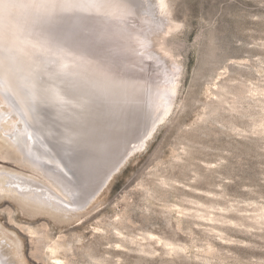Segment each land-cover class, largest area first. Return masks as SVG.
<instances>
[{
  "label": "rangeland",
  "instance_id": "rangeland-1",
  "mask_svg": "<svg viewBox=\"0 0 264 264\" xmlns=\"http://www.w3.org/2000/svg\"><path fill=\"white\" fill-rule=\"evenodd\" d=\"M60 2L0 0V143L74 194L29 213L37 173L0 157V264H264V0ZM162 114L89 198L82 125L118 151Z\"/></svg>",
  "mask_w": 264,
  "mask_h": 264
},
{
  "label": "bare ground",
  "instance_id": "bare-ground-1",
  "mask_svg": "<svg viewBox=\"0 0 264 264\" xmlns=\"http://www.w3.org/2000/svg\"><path fill=\"white\" fill-rule=\"evenodd\" d=\"M112 100L114 101V103H112L113 102ZM109 101L110 102L112 101V102H111V104H109L107 106L108 109L106 111L105 123L107 122L108 117L109 118H110V116L115 117V115H116V113H118L119 109L121 107H123L122 106V102L124 100L121 99V94H119L118 97H116V96H115V98L114 97H110ZM162 116H163V114L160 115V117L157 116L155 118V120H153V121L151 120L150 121L151 126L149 124L150 127H149V130H148V132H149L148 136L151 135L152 131L154 130L155 126L157 125V122H158L159 118L163 119ZM3 121H4V116H0V131H2V129H3V127H2V122ZM89 121L93 122L92 120H89ZM99 121H95L93 123L95 125L102 124L101 119H99ZM103 123H104V121H103ZM95 129H98V131L97 132H93V133H95L99 137L98 143H100V147L103 148L104 146H106L105 147L106 150L102 151V149L97 150L95 148V150L92 151V154L90 153L89 162L91 164L95 163L94 165L99 164L100 168L97 167L98 176H95V177H97V179L95 181H92L94 186L92 187V191L90 192L89 198L93 194V190L98 185V182L100 181V179H102L104 169L111 162H114L115 160H117V158L122 154V152L125 151V149L127 148L126 146H128L127 145L128 144V140H126V139L129 138V137H127L128 135H126V133L122 134L124 140L121 139L122 145L120 146L119 150L117 151V150L112 149L114 147L115 137H113L112 141L108 140V142H106L105 140H103L104 142L103 141L101 142V139H102V137L104 136V133H105V127H104V131H103L102 135L99 132V129H100L99 126H98V128H95ZM22 139L24 141L20 142V144L16 143L17 145L15 143H13V142H12L11 145H5L4 143L3 144L0 143V155H1L0 157H2L3 160L7 159V160H12V161L21 163L24 166H26V168L28 167V170L31 169L32 171L37 173V180L39 181V183H41V185L39 184L40 185V189H42L43 192L45 193V197L47 198V201L45 200L46 198L45 199L39 198L40 196H38V197L37 196L36 197H30L29 195H24V196H22L23 199L21 200L20 205L23 207V209L25 211H27L29 213L41 212L43 210V207H45L47 205H50L53 202H57L56 203L57 206L58 205L59 206L60 205L61 206L66 205L65 207H73L72 206V201H71V200L74 201V199H72V198H74L73 197L74 196L73 191L67 190L66 188H68V186L66 187L65 184L62 183V181H59L60 179H58L57 176L55 177V175H52L51 172H49L48 170H46L45 167H43V165L41 164L40 161L35 159V157L39 156V155H38V153L36 154L34 152L35 149L32 147V143L31 144H29L28 142L26 143L25 138H22ZM3 140L5 141L6 139H3ZM143 143H142V145H143ZM110 146H111V148H108ZM137 146L138 145H135L134 147H137ZM31 155H33V157ZM81 157H83V155H81L80 158ZM92 160H94V163H92ZM96 162H98V163L96 164ZM85 167L86 166H82L81 167V172L80 173H82L84 176H89L90 177L91 174L89 172H87ZM39 185H37V186H39ZM1 187H3L2 182H0V188ZM16 199H18V198H16ZM75 204L78 205L77 202ZM2 250H0V254H2L1 255L2 257H5L6 254Z\"/></svg>",
  "mask_w": 264,
  "mask_h": 264
},
{
  "label": "water",
  "instance_id": "water-1",
  "mask_svg": "<svg viewBox=\"0 0 264 264\" xmlns=\"http://www.w3.org/2000/svg\"><path fill=\"white\" fill-rule=\"evenodd\" d=\"M87 108H89V110H91L90 105H88ZM89 110L85 109V119L91 120L92 117H89V116L92 115V113H90ZM102 113H103V115H101V116L97 115L98 119H102L103 117L104 118L106 117V112L102 111ZM82 128H83V130L86 131L84 134L89 137L90 148L92 150H94L95 148L97 150L102 149V147H100V143H98L99 137L95 133H93L91 131V129L87 128L86 123H84L82 125ZM148 134H149V132L147 130L140 137L136 138L135 140H132L131 138L126 139V140H128V144H127L128 146H126L127 148L126 149L124 148L125 151L122 152V154L117 158V160H115L114 162H111L104 169L102 179H100V181L98 182V185L94 188L93 194L91 195V197H95L107 185V183L112 178V176L119 171V169L124 165V163L132 155H134L135 153H137L138 151L143 149L144 144L149 137ZM142 143H143V145H142ZM135 145H138V146L134 147Z\"/></svg>",
  "mask_w": 264,
  "mask_h": 264
},
{
  "label": "snow or ice",
  "instance_id": "snow-or-ice-1",
  "mask_svg": "<svg viewBox=\"0 0 264 264\" xmlns=\"http://www.w3.org/2000/svg\"><path fill=\"white\" fill-rule=\"evenodd\" d=\"M54 7L67 9V8L74 7V5L71 3V0H61V2L55 4Z\"/></svg>",
  "mask_w": 264,
  "mask_h": 264
}]
</instances>
